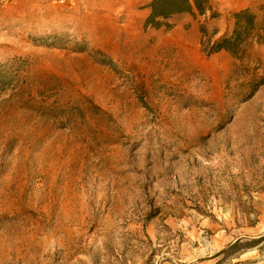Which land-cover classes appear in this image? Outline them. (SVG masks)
<instances>
[{
  "label": "rangeland",
  "instance_id": "obj_1",
  "mask_svg": "<svg viewBox=\"0 0 264 264\" xmlns=\"http://www.w3.org/2000/svg\"><path fill=\"white\" fill-rule=\"evenodd\" d=\"M151 1L0 0V264H215L264 235V35L237 60L199 32L264 0L159 29ZM182 41L214 72L176 73Z\"/></svg>",
  "mask_w": 264,
  "mask_h": 264
},
{
  "label": "trees",
  "instance_id": "obj_2",
  "mask_svg": "<svg viewBox=\"0 0 264 264\" xmlns=\"http://www.w3.org/2000/svg\"><path fill=\"white\" fill-rule=\"evenodd\" d=\"M148 10L149 14L145 20V26L154 29L169 27L165 22L172 16L183 13L189 14L194 19L207 17V20H215L219 17L209 0H152L148 5ZM232 21L231 32L215 41H212L211 37L208 36L203 25L199 27L201 50L207 57L225 52L237 60H243L246 58L250 44L253 42L260 43L264 35V15L259 17L251 10L243 9L232 14ZM262 242H264V235L244 244H241V240L236 241L214 256V258H219L215 264H224L228 259L235 257L232 256L233 253L240 248L248 251Z\"/></svg>",
  "mask_w": 264,
  "mask_h": 264
},
{
  "label": "bare ground",
  "instance_id": "obj_3",
  "mask_svg": "<svg viewBox=\"0 0 264 264\" xmlns=\"http://www.w3.org/2000/svg\"><path fill=\"white\" fill-rule=\"evenodd\" d=\"M187 46L188 44L182 41L179 46L180 50L173 57L175 63L173 69L176 73L178 71H184L190 66L200 68L201 71L214 72V70L216 69L214 64H203L193 52L187 49Z\"/></svg>",
  "mask_w": 264,
  "mask_h": 264
}]
</instances>
